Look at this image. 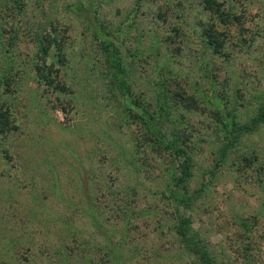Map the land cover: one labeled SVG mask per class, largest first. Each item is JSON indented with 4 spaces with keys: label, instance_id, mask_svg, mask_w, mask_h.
Masks as SVG:
<instances>
[{
    "label": "rangeland",
    "instance_id": "374dc122",
    "mask_svg": "<svg viewBox=\"0 0 264 264\" xmlns=\"http://www.w3.org/2000/svg\"><path fill=\"white\" fill-rule=\"evenodd\" d=\"M89 1L0 0V73L13 75L9 92L0 84V264H264V123L222 159L217 118L232 102L238 126H253L264 105V0H214L232 9L227 24L206 0H95L90 22ZM102 25L126 73L108 65ZM40 31L59 42L47 61ZM114 75L139 105L155 106L168 81L193 158L184 181L180 157L124 110ZM183 217L204 259L182 244Z\"/></svg>",
    "mask_w": 264,
    "mask_h": 264
},
{
    "label": "trees",
    "instance_id": "16d2710c",
    "mask_svg": "<svg viewBox=\"0 0 264 264\" xmlns=\"http://www.w3.org/2000/svg\"><path fill=\"white\" fill-rule=\"evenodd\" d=\"M102 0H99V2ZM29 2V0H28ZM98 3L95 0H90L89 1V9H85L84 11L80 12V15L83 16V18L87 21L93 20L95 21L97 18L94 16L91 17V12L97 11ZM221 5H218L214 3V0H206V10L211 11L213 14H218L219 17H221L222 20L227 24L229 22H232V19L234 16L233 13L230 11L232 10L230 8V11L226 12L223 10L220 11ZM216 8V9H215ZM94 9V10H93ZM93 10V11H92ZM237 17V16H236ZM237 19H239L237 17ZM103 26V25H102ZM100 26L99 31H95V34L97 36H100L102 38V43H103V50L102 53H104V56L107 59L108 65L112 68L117 69V73H126V70L118 56L119 50L118 47H115V43L112 41L106 42L107 35L108 33L105 32V26ZM43 31V30H42ZM40 31L37 33V37L33 38L35 43L39 44V53H41L39 56H42L45 61L48 59V53L49 50L51 49V46L54 44H59V42L56 39V36L52 37L51 34H43V32ZM56 34L58 33V29H55L54 31ZM107 34V35H106ZM208 38L206 37V40L208 44H211L218 48V50L223 49V40L222 42L221 37L222 33L219 31V29L212 24L211 25V30L207 32ZM22 33L18 30L15 31V34L11 37L12 45L16 43L14 40H19L21 37ZM4 37L3 34L0 32V45L4 44ZM109 40V39H108ZM5 47V44L3 45ZM64 62V61H62ZM42 66H40V70L42 71ZM166 71L164 70L161 73H165ZM40 77H44V73H39ZM12 74L9 72H6L4 74L0 73V84L1 86L5 87L6 91L9 92V89L11 88V79H12ZM116 78L117 76L114 75ZM47 78V77H46ZM118 82L119 89L121 88L122 90L127 91V96L129 98H125L128 101H126L124 110L127 111L130 115V117H133L135 120L143 124L145 127L148 128V130L151 132L153 138L157 141H160V144H164V147L168 149L172 154L179 156L181 160V169L182 173H184L180 180L184 181V179L188 178L189 176V171H188V163L193 160L191 155H188V150L189 149H184L181 146V143L179 142L183 139H185V134L182 133L181 130L178 129L177 125H183L182 122H180V116L179 112L176 106V103L174 101V95L173 91L170 89L168 86V81L164 79L161 80V88L156 95L155 98V106L153 104H144L139 105L138 103H135L131 100V97L129 94H131V87L127 83L125 79L117 78L116 79ZM124 93V91H122ZM173 96V97H172ZM211 104V103H210ZM236 103H225V108H219L217 107V118L218 122L222 125V130L225 132L226 135H230L229 137H226L225 139L228 140L227 143L224 144L223 147L220 149V156L222 155V159L227 155L228 150H230L234 145V141L238 140L237 137L241 136V134H245L248 131L257 128L260 124L264 123V105L257 111L256 116H254L250 122L253 123V126H249L248 124L245 125L244 128H241V126H238V117L234 116L235 113L234 111H237L236 107L234 109H231V105H235ZM237 105V104H236ZM212 106V105H211ZM181 108V107H180ZM10 110V109H9ZM2 111V110H1ZM227 114V118H223L221 114ZM9 112L7 113H1L0 114V132L4 133L6 128L7 130H10V122H9V117L8 115ZM7 115V116H6ZM232 118L231 123L229 122V118ZM176 126V128H171L169 129L168 127ZM252 127V128H250ZM6 130V131H7ZM147 131V135L149 133ZM170 136L173 137V139H170ZM150 140V139H149ZM182 142L185 143V140ZM219 163H221L219 161ZM187 181V180H186ZM185 181V182H186ZM173 194V195H172ZM172 198L179 203L183 204L186 207H191L192 206V201L188 197L186 192L182 193H174L172 192ZM179 224L177 226V232L178 235L181 239V242L190 252H194L195 255H199L201 259L205 258L208 256L207 253L204 252V250L199 247L198 243L196 242L197 239V234L190 235L191 233V228H190V219L188 217H183L181 220L179 219ZM250 246V245H249Z\"/></svg>",
    "mask_w": 264,
    "mask_h": 264
}]
</instances>
